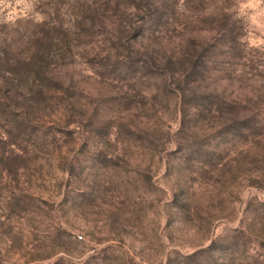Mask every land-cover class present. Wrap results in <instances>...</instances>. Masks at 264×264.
Here are the masks:
<instances>
[{"label": "rangeland", "instance_id": "374dc122", "mask_svg": "<svg viewBox=\"0 0 264 264\" xmlns=\"http://www.w3.org/2000/svg\"><path fill=\"white\" fill-rule=\"evenodd\" d=\"M0 56V264H264V0H0Z\"/></svg>", "mask_w": 264, "mask_h": 264}, {"label": "trees", "instance_id": "16d2710c", "mask_svg": "<svg viewBox=\"0 0 264 264\" xmlns=\"http://www.w3.org/2000/svg\"><path fill=\"white\" fill-rule=\"evenodd\" d=\"M200 51L184 52V55L181 57L182 63L186 65L185 69V76L188 75L189 77L201 75L203 72V67H207V58L201 56ZM46 57V56H45ZM36 59V57L29 59L27 62L22 63H10L7 58H3L0 56V75H2L6 80L9 79L10 83L17 82V77L20 72L27 74L25 77L26 79H19L20 81L17 82L18 87L15 88V92L18 91L19 82H26L32 87V91L36 94L39 98L42 99L46 97L48 93V82L52 79L49 78L46 73H44V59ZM172 60V59H171ZM179 60V59H177ZM189 68V69H188ZM202 69V70H201ZM189 72V74L187 73ZM188 80V79H187Z\"/></svg>", "mask_w": 264, "mask_h": 264}]
</instances>
